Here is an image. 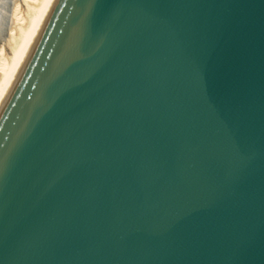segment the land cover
<instances>
[{"label":"water","instance_id":"1","mask_svg":"<svg viewBox=\"0 0 264 264\" xmlns=\"http://www.w3.org/2000/svg\"><path fill=\"white\" fill-rule=\"evenodd\" d=\"M0 264H264V0H55L0 108Z\"/></svg>","mask_w":264,"mask_h":264},{"label":"bare ground","instance_id":"2","mask_svg":"<svg viewBox=\"0 0 264 264\" xmlns=\"http://www.w3.org/2000/svg\"><path fill=\"white\" fill-rule=\"evenodd\" d=\"M55 0H0V108Z\"/></svg>","mask_w":264,"mask_h":264}]
</instances>
